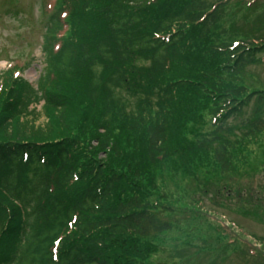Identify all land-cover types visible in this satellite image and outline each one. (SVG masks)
Segmentation results:
<instances>
[{"label": "trees", "instance_id": "obj_1", "mask_svg": "<svg viewBox=\"0 0 264 264\" xmlns=\"http://www.w3.org/2000/svg\"><path fill=\"white\" fill-rule=\"evenodd\" d=\"M241 2L264 23L259 0H55L37 87L0 82V264H153L195 188L264 193V30L227 26Z\"/></svg>", "mask_w": 264, "mask_h": 264}, {"label": "rangeland", "instance_id": "obj_2", "mask_svg": "<svg viewBox=\"0 0 264 264\" xmlns=\"http://www.w3.org/2000/svg\"><path fill=\"white\" fill-rule=\"evenodd\" d=\"M213 1V0H212ZM251 1V0H246ZM263 2L264 0H259ZM54 0H0V75L11 66L23 68L22 75L35 86L39 78L44 74L45 56L43 53L44 35L47 24L46 16L51 10ZM240 7H234L228 10L227 26L231 22L237 21L240 27L264 30V23H248L243 18L245 10ZM263 14L264 9L260 12ZM25 67V68H24ZM253 80L264 81V63L249 69ZM259 79V80H258ZM43 103L32 106L37 113H41ZM45 117L40 115L35 120L36 126H42L45 123ZM225 182V181H224ZM261 178L243 177L226 178L224 187H221L222 194H205L202 190L195 188L193 184L188 191L193 190L199 194L195 197L201 199L203 205L200 210L207 212L208 220H220L234 222L238 230L235 236L231 232H224L230 239L224 247L219 240L214 241V235L210 228L205 225L206 219L201 215L192 218L188 214L173 215L169 219L174 221L175 228L170 233L158 237L161 244V252L152 258L153 264H264V245L261 246L262 252L255 251L252 254V246L249 237H256L264 240V193H260L258 186L262 184ZM227 186V187H226ZM249 186L250 189L243 192L241 200L234 194L238 187ZM174 188V185L171 184ZM184 189V186L180 187ZM179 188V189H180ZM230 188L232 198H227L229 193L226 189ZM190 195L189 192H186ZM253 196L254 203L250 205L247 199ZM260 198L261 202L256 201ZM255 205L262 209L255 210ZM201 211L199 213H201ZM247 211V212H246ZM224 217V218H223ZM226 219V220H225ZM210 224V222H207ZM221 228V224H216ZM214 229V227H212ZM219 231V230H218ZM238 236L243 238L241 242ZM239 237V238H241ZM239 240V245L244 254L235 251L236 245L231 243ZM232 244L231 246H229ZM254 246V245H253ZM178 253L194 254L185 259L178 260ZM192 258V259H191Z\"/></svg>", "mask_w": 264, "mask_h": 264}]
</instances>
